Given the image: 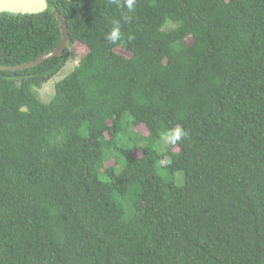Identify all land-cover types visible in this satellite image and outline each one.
Instances as JSON below:
<instances>
[{"label":"trees","instance_id":"obj_1","mask_svg":"<svg viewBox=\"0 0 264 264\" xmlns=\"http://www.w3.org/2000/svg\"><path fill=\"white\" fill-rule=\"evenodd\" d=\"M48 2L0 13V65L70 37L0 69V264H264V0Z\"/></svg>","mask_w":264,"mask_h":264},{"label":"water","instance_id":"obj_2","mask_svg":"<svg viewBox=\"0 0 264 264\" xmlns=\"http://www.w3.org/2000/svg\"><path fill=\"white\" fill-rule=\"evenodd\" d=\"M49 2L48 0H0V13H10V14H37L43 13L49 9ZM54 16L58 20L59 27L61 29L62 38L57 47L50 50L49 52L42 54L37 59L26 62L23 64H19L16 66H5L0 65V69L2 70H24L31 67H35L45 60H48L54 56H61L64 54L66 48L69 47V33L67 29V22L65 18L62 16L60 12L53 9L52 10Z\"/></svg>","mask_w":264,"mask_h":264},{"label":"rangeland","instance_id":"obj_3","mask_svg":"<svg viewBox=\"0 0 264 264\" xmlns=\"http://www.w3.org/2000/svg\"><path fill=\"white\" fill-rule=\"evenodd\" d=\"M174 23L173 22H168L167 23V27H173ZM83 52L82 49H77L75 47H70V56L68 61L66 62V64L63 66V68L57 73L55 74L47 83H45L41 88H39L37 90V93L39 95V97L45 101L48 102L50 100V98L52 97V95L54 94V88H55V84L57 81H59L60 79H62L63 77H65L66 75H68L74 68L75 66L79 63L80 61V57H81V53ZM180 128H182L180 125H178ZM138 130L142 132V134L147 135L148 134V130L145 126L143 125H139L138 126ZM169 132V131H168ZM167 132V133H168ZM167 133H165L164 135H166ZM163 135V136H164ZM163 141L165 142V145L163 144ZM170 141H166V140H162V142H158L156 144V146L159 149H165L166 148V144H169ZM115 164V157L111 156L109 158V160L107 161L106 165L107 166H111ZM117 169L119 170L120 166L117 165ZM103 178H106V175L103 173L102 174ZM185 179V175H184V171H178L175 175V181L177 184H181L184 182Z\"/></svg>","mask_w":264,"mask_h":264},{"label":"clouds","instance_id":"obj_4","mask_svg":"<svg viewBox=\"0 0 264 264\" xmlns=\"http://www.w3.org/2000/svg\"><path fill=\"white\" fill-rule=\"evenodd\" d=\"M127 6L129 9H131L133 6V0H127ZM117 35H118V30L114 29L107 38L109 40L115 41L117 39ZM184 136H185V132L183 131V129L177 126L169 130V132L166 135H164L162 139L175 143Z\"/></svg>","mask_w":264,"mask_h":264}]
</instances>
